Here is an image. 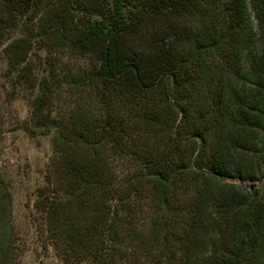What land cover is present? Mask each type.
<instances>
[{
    "label": "trees",
    "instance_id": "1",
    "mask_svg": "<svg viewBox=\"0 0 264 264\" xmlns=\"http://www.w3.org/2000/svg\"><path fill=\"white\" fill-rule=\"evenodd\" d=\"M15 27L18 127L51 132L43 246L67 264H255L264 194L220 178L264 175V0H0V39ZM49 34L88 65L34 74ZM9 201L0 179L3 252Z\"/></svg>",
    "mask_w": 264,
    "mask_h": 264
},
{
    "label": "rangeland",
    "instance_id": "2",
    "mask_svg": "<svg viewBox=\"0 0 264 264\" xmlns=\"http://www.w3.org/2000/svg\"><path fill=\"white\" fill-rule=\"evenodd\" d=\"M23 35V31L15 27L0 39V179L10 197L6 224L10 242L5 252L0 242V264H67L52 246H43L39 235V214L33 205L37 188L44 183L43 175L51 155V132L31 134L18 127L17 121L26 118L30 109L28 95L17 85L9 83L11 75L8 74L9 65L3 46ZM55 41L49 34L31 45L28 59L31 65L37 66L33 69L34 74H41L46 59L54 71H66L68 74L88 65V56L60 47ZM68 76L61 78L57 108L67 105L69 91H73ZM263 177L259 175L255 180L221 177L220 180L246 190L254 189L262 196ZM262 239V250L255 264H264V228ZM77 264H85V261Z\"/></svg>",
    "mask_w": 264,
    "mask_h": 264
}]
</instances>
